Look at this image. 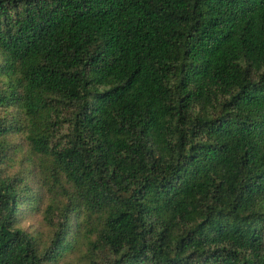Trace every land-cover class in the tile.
<instances>
[{"label": "trees", "instance_id": "obj_1", "mask_svg": "<svg viewBox=\"0 0 264 264\" xmlns=\"http://www.w3.org/2000/svg\"><path fill=\"white\" fill-rule=\"evenodd\" d=\"M19 134L46 247L1 168ZM81 240L90 264H264V0H0V264Z\"/></svg>", "mask_w": 264, "mask_h": 264}, {"label": "rangeland", "instance_id": "obj_2", "mask_svg": "<svg viewBox=\"0 0 264 264\" xmlns=\"http://www.w3.org/2000/svg\"><path fill=\"white\" fill-rule=\"evenodd\" d=\"M8 142L11 147L7 150V157L4 158L1 168L3 173L9 176H25L28 184L33 190L38 191L40 197L39 201H31L24 203L20 206V213L18 215V228L30 233L40 241V243L46 247L49 245L50 238L52 235V228L47 225L45 221V210L48 205L51 204L53 195L46 193L48 186L39 189L37 179L45 181L50 184L48 172L45 170V165L40 164L38 159L36 166L33 167L29 162L31 155L25 141V137L22 134L14 135L8 138ZM44 174L45 180L42 181ZM34 194L36 195L35 191ZM56 222V220H55ZM91 258L88 251L86 240H81L77 246L70 252H68L64 258L60 259L57 264H90Z\"/></svg>", "mask_w": 264, "mask_h": 264}]
</instances>
